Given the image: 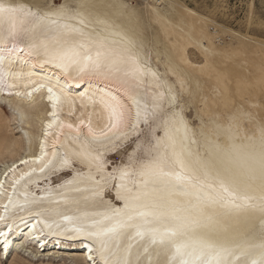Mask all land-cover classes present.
<instances>
[{"label": "snow or ice", "instance_id": "1", "mask_svg": "<svg viewBox=\"0 0 264 264\" xmlns=\"http://www.w3.org/2000/svg\"><path fill=\"white\" fill-rule=\"evenodd\" d=\"M212 44L177 35L160 72L89 0H0V126L45 112L0 163V264H43L50 237L86 242L72 264H264V117L201 96L190 119Z\"/></svg>", "mask_w": 264, "mask_h": 264}, {"label": "rangeland", "instance_id": "2", "mask_svg": "<svg viewBox=\"0 0 264 264\" xmlns=\"http://www.w3.org/2000/svg\"><path fill=\"white\" fill-rule=\"evenodd\" d=\"M122 1L140 12V20L144 28L141 41L151 53L152 65L158 67L160 72H164L168 57L172 55L170 38L159 23L151 20L147 6L127 0ZM27 2L35 3L36 0H27ZM51 2L52 0H49V3ZM70 2H76V0H70ZM160 8L162 9L160 12L175 24V30L184 35L191 24L188 9L193 10L197 14L193 19L198 22L194 24L192 35L200 36L201 31L207 33L211 30L215 48L221 53L210 58L208 76L205 75L207 72L196 71L190 80L192 96L186 97L192 105L190 119L197 114L199 97H209L214 92V80L218 77L217 75L224 78L231 93V99L234 97L237 102H243L246 99L245 104H247L248 100L254 98L253 100L258 101L259 105L264 103V90L260 86V80L264 79V26H262L264 0H166ZM195 58L194 54L193 59ZM241 84H246L249 88L248 93L244 94L247 96L243 95L244 99L237 93V88ZM248 125L247 122L244 123L245 127ZM49 253L50 251L42 256L43 264H47L50 260L60 261V264L65 262L72 264L73 257L57 258L49 256ZM66 253L69 254L72 251ZM18 259L19 257L13 253L9 258V264H14V261Z\"/></svg>", "mask_w": 264, "mask_h": 264}, {"label": "bare ground", "instance_id": "3", "mask_svg": "<svg viewBox=\"0 0 264 264\" xmlns=\"http://www.w3.org/2000/svg\"><path fill=\"white\" fill-rule=\"evenodd\" d=\"M164 1H166V0H162V3ZM89 2L92 4H95L97 6V10L100 13L110 16L123 29L127 30L130 33L135 34L141 40V37L144 34L143 33L144 28H143L141 20H140V12L137 9H133L132 7L129 6V10L133 13V16L129 17L127 15L122 14L119 11L118 7H113V6H119L121 3H125L122 0H89ZM143 5H145L149 8L151 20L156 22V23H159L164 28L167 36L170 38V42L172 40H174L177 37V35H179V33L175 30V24L167 16H164L160 12L162 10L160 8V5L153 4L150 2L145 3ZM157 10H158V15L156 14ZM188 14L190 15V18H191V24H190L189 29H187V31H186V36L191 37V36H193L192 31L194 28V24H197L198 21L196 22L193 19L194 17L197 16V14L193 10L188 9ZM201 32H202V34H204L203 31H201ZM212 48H213V51L209 55V57L207 58L205 67L202 70H197V72H201V73L207 72V74H205L207 76H208V67H209L210 58L221 54L215 48L214 43L212 44ZM171 54H172V48H171ZM171 57H172V55H170L168 57V62L171 59ZM36 71L40 72L41 75L44 74L43 70H41L39 68H37ZM188 71H190V70H188ZM217 76H216L217 78L215 77L216 79L213 77L215 80H218L219 82L217 83V81L214 80V83H215L214 87H213L214 92L212 93V95L209 96L210 108H211L212 112H214V113L219 112V113H223V114H228L233 109V104L231 103V100L236 101V99H234V97H233V99H231L232 96L230 95L231 93L229 91V88L227 87L226 83L224 82V78H222V76H220V75H217ZM261 81H264V79L262 78L260 80V82ZM255 89H257V88H255ZM248 91H249V88L246 86V84H241L237 88V93H238V95L242 96L241 98H243V95L248 93ZM253 91L255 92L254 89H253ZM218 92L221 93L222 95H218L217 94ZM254 92H253V94H254ZM244 96H247V95H244ZM213 98L216 101L215 103L212 102ZM249 98L251 99V96ZM253 99L248 100V102H246V103H254L257 105V107H255L253 110L255 111L254 113L256 114V118L260 119L261 117H264V109H262L260 107V105L258 104V101L253 100ZM245 100H243L244 103H245ZM243 102H237L236 101L237 104L243 103ZM67 110H68L67 106H65L64 110H63V114H62L63 118H66ZM44 115H45L44 105L41 104L39 101H37L35 109L29 111L28 119H26L22 125L17 126V128L20 129L19 131L9 132L8 134H5L2 126H0V163L3 162L5 157L11 159L13 157V155H19L21 147L26 146V138L23 137V133L27 132L30 135L34 136L38 127H39V119L38 118L43 117ZM251 127H252V125H250V124L248 125V127H245L244 124L242 125L243 130L247 131L249 134H251ZM49 239H51V241H50L51 243H54V244L56 243L60 247L59 250L55 249V250L50 251V253L48 254L49 256L52 255V256L57 257V258L60 256H62V257L69 256V259L71 257H73V258H71L72 262L77 261V260H82L84 258L85 243L86 242L83 241L82 239L69 240V239H66L64 237H60V238L50 237ZM62 248H68V249L62 250ZM51 249H54V248H51ZM70 250L72 251V253H69V254L66 253ZM11 251H12V253H15L14 249H12ZM64 251H66V252H64ZM0 259H2V257H0Z\"/></svg>", "mask_w": 264, "mask_h": 264}, {"label": "built area", "instance_id": "4", "mask_svg": "<svg viewBox=\"0 0 264 264\" xmlns=\"http://www.w3.org/2000/svg\"><path fill=\"white\" fill-rule=\"evenodd\" d=\"M131 3L134 4H145V3H153V4H157V5H161L162 4V0H127Z\"/></svg>", "mask_w": 264, "mask_h": 264}]
</instances>
